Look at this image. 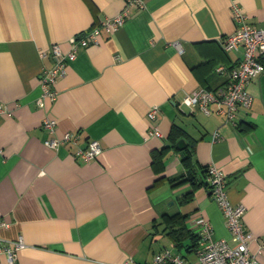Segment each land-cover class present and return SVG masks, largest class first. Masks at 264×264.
<instances>
[{"label":"crops","instance_id":"obj_1","mask_svg":"<svg viewBox=\"0 0 264 264\" xmlns=\"http://www.w3.org/2000/svg\"><path fill=\"white\" fill-rule=\"evenodd\" d=\"M123 4L0 0V101L12 110L0 116V221L7 223L0 239L22 237L15 264H121L129 256L146 264L163 246L176 251L165 214H187L188 224L201 213L213 238L232 246L220 207L200 183L213 164L225 173L230 202L244 205L249 251L264 264V68L248 85L252 100L237 126L181 102L193 89L225 85L228 73L216 66L227 70L242 55L221 46L237 26L232 6L264 28V0H143L115 32L101 29L97 44L78 49L56 97L38 106L40 74L50 63L40 52L52 43L67 50L70 36ZM44 117L56 120L50 136L70 131L75 142L46 146ZM150 125L162 135L148 136ZM91 139L102 150L84 161L75 151ZM175 177L186 180L172 184ZM184 258L198 264L195 252Z\"/></svg>","mask_w":264,"mask_h":264},{"label":"built area","instance_id":"obj_2","mask_svg":"<svg viewBox=\"0 0 264 264\" xmlns=\"http://www.w3.org/2000/svg\"><path fill=\"white\" fill-rule=\"evenodd\" d=\"M121 10L113 16L106 18L100 24L86 29L68 38L69 48L63 50L59 43H52L49 50L41 51L42 57L50 58L49 66H45L40 74L41 92L36 103L42 106L43 100L56 97L55 88L57 79L66 72L67 61L74 59L78 49L89 45L97 44L101 29L109 33L115 32L130 14L133 6L141 7L143 0H123ZM232 17L237 26L230 34L223 36L221 46L225 51H235L242 49V55L235 65L226 70L223 64L216 66L218 72L227 71L228 80L224 86L208 90L203 87L186 92L181 102L189 107L196 106L204 114H216L222 116L223 120L237 126V113L250 106L252 96L248 90L250 81L258 76L264 66L261 56L264 55V28L250 25L247 15L236 4L232 6ZM158 106L153 105L147 111V118L151 122L155 119ZM12 110L0 101V116H11ZM41 127L47 132L43 143L56 148L66 141L75 142L73 132H63L62 138L50 136L56 128V120L44 117ZM148 136H161V132L156 125H150ZM218 134L213 133V139ZM102 148L97 139H91L85 148H78L75 155L84 161L96 158ZM208 189L212 199L220 207L225 218V223L230 231L231 238L236 241L234 245H229L225 239L213 238L211 223L201 213H196L188 220V225L193 228L199 238L196 250L198 264H259L257 254L249 251V240L251 234L243 225L242 217L245 207L241 203L233 204L228 198L225 187V173L213 164L207 166ZM7 223L0 221V227ZM24 242L21 236L12 240L0 239V257L4 255L6 264H15L17 251L23 248ZM121 264H138L132 257H127ZM146 264H189L178 252L170 246H163L154 252L151 260Z\"/></svg>","mask_w":264,"mask_h":264},{"label":"trees","instance_id":"obj_3","mask_svg":"<svg viewBox=\"0 0 264 264\" xmlns=\"http://www.w3.org/2000/svg\"><path fill=\"white\" fill-rule=\"evenodd\" d=\"M230 68V67H229ZM227 68V69H229ZM244 124L243 122H239L240 125ZM249 129V127L247 128ZM241 131H244V128H240ZM189 155H185L182 161H188ZM204 173L208 174L207 167L203 169ZM183 180H177V178H171L170 182L172 184H179ZM205 186H208V182L206 178L200 181ZM190 216V215H189ZM187 214L175 213L172 215L165 214L164 222L166 223V235L169 237L173 247L176 252H178L182 257H185L187 253L196 252L197 244H198V234L197 232L191 228L188 224H186V220L188 219Z\"/></svg>","mask_w":264,"mask_h":264},{"label":"rangeland","instance_id":"obj_4","mask_svg":"<svg viewBox=\"0 0 264 264\" xmlns=\"http://www.w3.org/2000/svg\"><path fill=\"white\" fill-rule=\"evenodd\" d=\"M164 241H165V243H166L167 245H169V244H168L169 242L167 241V239H165ZM186 255H187V254H186Z\"/></svg>","mask_w":264,"mask_h":264}]
</instances>
